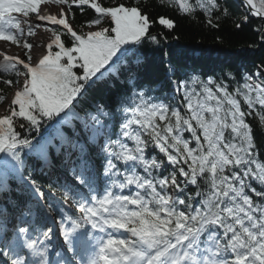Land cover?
<instances>
[{
	"label": "snow or ice",
	"instance_id": "1",
	"mask_svg": "<svg viewBox=\"0 0 264 264\" xmlns=\"http://www.w3.org/2000/svg\"><path fill=\"white\" fill-rule=\"evenodd\" d=\"M45 2L0 0V41L20 46L24 30L14 13L24 17L36 13L41 22L63 26L70 40L66 47L62 33L48 28L54 38L47 44V54L34 66L30 54L26 59L0 54L4 61L0 68L15 70L23 78L8 114L0 116V153L4 154L0 175L4 176L25 168L27 154L21 156L25 148L48 160L52 140L33 144L31 139L21 138L17 128L23 129L24 121L37 130L42 120L55 121L52 126L57 127L64 120L61 113L75 114V108L105 75L101 70L110 63L115 68L131 51L125 46L142 45L146 36L160 44L149 32V16L137 6L115 0L112 6H103L98 0H53L69 9L73 5L94 9L98 15L89 21V27L101 25L105 19L114 24L78 34L63 12L59 18L39 14ZM242 2L255 16L264 17V0ZM174 3L185 13L194 11L189 0ZM199 6L209 15L215 8L229 14L217 0H199ZM159 24L174 27L172 19L163 17ZM41 26L29 25L28 34ZM261 34L264 38V28ZM53 45L59 50L53 51ZM23 47L30 53L33 45L25 41ZM77 68L81 71H74ZM168 70L179 75L175 66ZM129 82L133 85L130 105L121 100L96 103L92 105L94 113L86 112L85 127L91 135L83 142L75 132L59 134L57 151L63 149L73 183L84 190L81 194L65 186L64 199L70 198L78 212L70 215L59 209L64 213L59 223L65 254L57 253L61 258L55 262L48 260L44 241L33 238L29 228L20 227L18 235L24 237V246L39 260L26 258L15 241L9 243L5 238L11 264H264V159L257 158L253 125L246 120L259 105L255 115L260 122L258 131L264 134V80L256 84L246 81L231 92L223 81H205L199 76L181 79L176 92L183 90V101H178L183 107L152 97L150 90L136 91L140 85L134 73H130ZM189 83L193 87L189 88ZM195 85L201 86L199 92ZM241 96L247 109L242 108ZM4 99L0 95V102ZM101 116L118 123L117 139H112V128ZM97 137H104L98 149L92 146ZM53 210L49 204L47 211ZM51 231L49 228L41 235L48 239Z\"/></svg>",
	"mask_w": 264,
	"mask_h": 264
},
{
	"label": "trees",
	"instance_id": "2",
	"mask_svg": "<svg viewBox=\"0 0 264 264\" xmlns=\"http://www.w3.org/2000/svg\"><path fill=\"white\" fill-rule=\"evenodd\" d=\"M98 2H101L103 6H112L113 0H98ZM115 2L117 4L124 3L125 6H137L142 14L148 15L152 21L149 32L157 36L160 44L153 43L146 36L143 44L134 46L116 64L115 68L111 66L102 69L101 71L105 72V75L97 81L88 96L75 108V114H64L63 122L57 127L52 126L55 121L42 120L38 130L30 128L27 121H24L23 129L17 128L21 138L31 139L33 144H36L38 140L41 142L52 140V144L48 148V159L52 161L49 166L50 170L55 172L59 168L63 173L71 176L65 165L60 162L63 149L60 152L57 151L60 142L59 134L71 135L73 132H77L79 138H85L80 122L85 118L86 112L95 110L92 105L96 103L113 104L114 101L121 100L123 105H130L133 89L132 83L129 82L130 73L135 74L136 82L140 85L135 89L136 91L150 90L152 97L163 99L165 102L171 101L180 107L183 105L178 101H183V90L177 93L174 87L181 79L199 76L202 80L207 81L211 78L217 82L223 81L229 91L235 92L237 87L242 88L243 84L248 82L247 73L257 79H259L256 75L258 69L264 73V38L261 34L262 28H264V19L253 17L241 0H217L219 5L228 8V15L223 14L220 8L213 9L209 15L204 8L199 6V0H189L194 5L192 13L179 10L174 0H115ZM45 3L65 7L68 12L66 16L69 17L70 24L78 34L87 32L89 21L98 15L88 5H73L69 9L67 5L57 4L53 0H47ZM81 7L83 11L80 10ZM245 15L248 16L247 20L244 19ZM161 17L172 19L174 27L169 29L159 24ZM209 19L212 20L211 24L208 23ZM237 24L241 26L237 28ZM99 26L112 27L114 24L103 20ZM49 27L61 32V39L65 46H70V40L64 34L66 30L62 26L51 25ZM125 47L130 48L131 45ZM52 50L58 51L59 49L53 45ZM137 56L139 63H137ZM114 59L116 58L114 57ZM170 65L175 66V69L178 70V76L168 70ZM74 71L80 72L81 70L77 68ZM15 73V71L0 72V89H2L0 95H3L5 99L17 84ZM8 79L13 81L11 85L4 83ZM188 87L193 86L189 83ZM195 88L197 92L201 90L200 85H195ZM238 98L241 100L242 108L247 109L243 97ZM10 103L11 100L9 105ZM9 105L4 115L8 114ZM256 111H260L259 105H256L255 111L251 116L246 117V120L253 125L257 158L264 159V148H262L264 134H260L258 131L260 122L255 115ZM120 115L122 116V113ZM104 122L112 128V139H117L118 123L110 117H104ZM48 127L51 128L48 130ZM185 135L190 137L188 133ZM157 153L158 149L153 152L154 155ZM25 154H27L25 168L19 173L32 184L35 181L33 184L35 190L39 188L38 193L44 197L48 205L53 206V213L63 217L64 213L59 211L63 208L64 212L77 215L75 211L69 213L68 208L65 207L64 194L61 193V189L51 183L48 176L38 168L45 160L27 148L23 150L21 156L24 157ZM160 155L162 156V154ZM102 156L103 154L100 156V175L103 174ZM100 183L102 184L103 181L101 180ZM253 184L258 189L261 187L256 181H253ZM190 187L195 188V186ZM253 197L259 200L254 194ZM0 198V207L2 206L6 211L9 209V211L17 212L23 207L28 208L40 231L49 226L45 213L34 203L33 194L28 185L11 170L6 176L0 175Z\"/></svg>",
	"mask_w": 264,
	"mask_h": 264
},
{
	"label": "rangeland",
	"instance_id": "3",
	"mask_svg": "<svg viewBox=\"0 0 264 264\" xmlns=\"http://www.w3.org/2000/svg\"><path fill=\"white\" fill-rule=\"evenodd\" d=\"M63 12L65 15L68 14L67 9L63 6H58L55 4H51V3H46L44 5L40 6L39 9V14H43V15H53V16H57V18H59L60 13ZM33 15L30 17H24L23 14L20 13H16L15 16H17V18H22L25 20V25L26 27H22V29L24 30V33L22 36L19 37L20 39V46L14 45L9 41H0V52L1 54H5L8 56H18L21 59H26V54H30L31 56H33L34 54L37 55V57H35V59L31 60V63L33 64V66L35 64L38 63L39 59H41L44 55L47 54V44L51 42V40L54 38L52 35L51 31H48L47 29L50 28L49 26H51L52 24L50 22L44 21L41 22L37 19V14L36 13H32ZM30 17V18H29ZM106 20V19H105ZM107 21V20H106ZM36 24H41L42 26L40 28H34V33L37 32H43L46 35V38L44 39V41L42 43H40L38 45V47H36V53L34 51V45L32 43V37L34 35V33L32 35L28 34V27L29 25H36ZM102 26L99 25H95L92 27H89L86 31H97L100 30ZM27 41L28 43H31L33 45V48L31 50V52L29 53V50L23 47L24 42ZM2 45L5 46L2 48ZM15 51V52H14ZM11 53V54H10ZM4 63L3 61V56L0 55V64ZM21 71H23V67L21 65L17 66ZM9 71H15V70H9ZM0 72H6L3 68H0ZM16 74V73H15ZM251 79H249V83H259L258 81L254 80L253 77L249 76ZM17 78V84L15 85V87H13V91L12 93L4 100V102H0V116H4L5 111L9 105L10 100L13 99L14 94L17 90H19V88L21 87L22 83H23V78L19 77L16 75ZM262 87H264V85H261ZM101 119V118H100ZM90 125V124H89ZM71 169V167H70ZM82 194V193H81ZM67 203L72 206L75 207V205L73 204L72 201L68 200ZM24 218V216H23ZM24 227H26L28 225V222H22ZM21 223V224H22ZM32 235L33 238L37 237L36 232L31 231L30 233ZM62 229L58 231V233L55 235L53 233V231L51 232V234L49 235L48 239L43 238L42 240L44 241L45 245H48L49 248V254H48V258H54L56 256H59L57 254H54L53 250H54V246H55V237H56V242L58 240L59 237H62ZM15 242H22L24 243V238L21 237L19 238H15L14 239ZM64 242L63 240H59L57 243L62 245L61 243ZM64 246V244H63ZM21 254H23L24 256H26V254L24 253V250L20 249ZM11 255V252L9 253ZM62 254H65V251L63 250ZM31 259H35L34 257H31Z\"/></svg>",
	"mask_w": 264,
	"mask_h": 264
},
{
	"label": "bare ground",
	"instance_id": "4",
	"mask_svg": "<svg viewBox=\"0 0 264 264\" xmlns=\"http://www.w3.org/2000/svg\"><path fill=\"white\" fill-rule=\"evenodd\" d=\"M46 38V35L43 33V32H37V33H34V35H33V37H32V43H33V45H34V51H35V53H36V47H38V45L40 44V43H42L43 41H44V39ZM3 47H5V46H3L2 45V48ZM15 52V51H14ZM0 54H1V52H0ZM11 54V53H10ZM35 57H37V55L36 54H34L33 56H32V60L33 59H35ZM91 123H92V121L89 123L90 125H91ZM37 260H39V257H37Z\"/></svg>",
	"mask_w": 264,
	"mask_h": 264
},
{
	"label": "water",
	"instance_id": "5",
	"mask_svg": "<svg viewBox=\"0 0 264 264\" xmlns=\"http://www.w3.org/2000/svg\"><path fill=\"white\" fill-rule=\"evenodd\" d=\"M246 6V5H245ZM247 7V9H248V6H246ZM250 12V14L251 15H253V16H255L251 11H249ZM255 17H258V18H262V19H264V17H260V16H255Z\"/></svg>",
	"mask_w": 264,
	"mask_h": 264
}]
</instances>
